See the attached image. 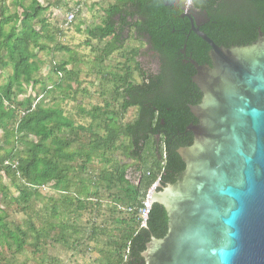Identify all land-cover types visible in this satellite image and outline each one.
<instances>
[{
    "label": "trees",
    "instance_id": "trees-1",
    "mask_svg": "<svg viewBox=\"0 0 264 264\" xmlns=\"http://www.w3.org/2000/svg\"><path fill=\"white\" fill-rule=\"evenodd\" d=\"M42 2L11 0L20 10L11 14L0 1V70H10L0 86V179L6 178L16 193L10 195L0 183V263L3 251L16 255L30 246L39 251L72 237L74 246L79 241L95 245L99 264H144L146 245L164 237L168 218L153 204L143 223L140 210L153 185H158L156 191L173 186L184 171L177 151L192 143L187 128L197 120L189 108L201 99L191 82L195 71L189 60L209 64V47L181 18L184 0H113L101 9L100 24L83 30L84 45L96 43L102 92L100 105L76 110L88 121L76 124L55 103L73 101L80 88L77 74L66 69L75 64L74 55L49 66L48 74L56 79L50 87L43 85L36 95L18 100L39 85V54L49 49L47 42L54 43L55 33L61 34L44 16L51 0ZM189 5L205 20L199 31L216 46H247L256 40L257 30L264 36V0H190ZM73 22L64 21V26ZM131 41L139 47L124 50ZM143 45L157 59L156 73L137 62ZM116 54L122 62L104 72V63ZM131 110L132 120L124 123ZM128 172L136 175L134 183L127 180ZM45 188L58 198L43 197ZM36 202L46 203L48 228L37 231L27 222L11 229L9 206L27 216ZM102 204L108 207V221L73 225L77 221L71 216L99 218Z\"/></svg>",
    "mask_w": 264,
    "mask_h": 264
},
{
    "label": "water",
    "instance_id": "water-1",
    "mask_svg": "<svg viewBox=\"0 0 264 264\" xmlns=\"http://www.w3.org/2000/svg\"><path fill=\"white\" fill-rule=\"evenodd\" d=\"M184 0L190 32L209 47V64L189 60L199 104L193 140L180 148L184 171L175 185L148 195L168 223L163 238H151L144 264H264V36L247 46H216L199 31L202 16ZM137 61L156 73L150 50ZM147 213V215H148ZM146 215V218H147ZM145 218V221H146Z\"/></svg>",
    "mask_w": 264,
    "mask_h": 264
},
{
    "label": "rangeland",
    "instance_id": "rangeland-1",
    "mask_svg": "<svg viewBox=\"0 0 264 264\" xmlns=\"http://www.w3.org/2000/svg\"><path fill=\"white\" fill-rule=\"evenodd\" d=\"M112 2L113 0H63L59 10L56 12L49 11L44 15L48 24H50L51 27L58 28L61 34L55 33V38L52 40L54 43L50 44L47 42L49 49L39 54L41 68L36 78L40 83L34 88L35 91H32L33 93L30 92V89H27L26 92H22L21 96L18 97L20 103L24 102L28 94L34 96L40 92L43 85L50 87L56 81L54 77L48 74L50 72L49 66L52 63L59 64L64 60H68L70 57L72 58L74 55L76 59L75 64L68 65L66 69L73 70L77 74L80 88L78 89L77 95L74 96L73 101L60 102V100H57L55 103L58 104L66 115H70L76 124L86 125L88 123L87 120L80 119L77 116L76 110L81 107L88 111L91 107L100 105L101 99L99 94L102 90L98 87L101 78L96 74L99 68L94 63L96 54L93 50L96 48V43L91 41L89 46L84 45V42L87 41V37L83 30L99 25L102 16L101 9ZM4 4L11 14L14 11L20 12L18 8L12 5L11 0H4ZM25 5H27L26 2ZM68 13L74 14V22L71 26L65 27L64 20ZM76 27L80 28L79 32L76 31ZM54 44H58V47L63 46L68 52L70 51V53L55 50ZM127 44H129V47L125 46L124 50L126 51L139 47L137 43L132 41ZM146 48L147 47L143 45L142 50ZM121 62L122 60L119 58L118 54L114 55L109 61L104 63V72L109 71L111 67ZM141 65L143 69L153 74L146 64L141 63ZM9 74V69L0 70V86L6 83ZM74 88L75 86L72 87V91ZM63 92L65 93V91ZM45 102L49 103V99H46ZM51 104L52 103H49V105ZM133 116L134 111H129L124 117L123 122H130ZM93 166L95 168L96 163ZM127 180L134 183L136 181V175H133L132 172H128ZM0 183L9 189L10 195L16 196L15 190L11 187L10 182L6 178L2 177ZM41 195L46 198H58V195L46 188L42 190ZM45 206V202L34 203L27 216L18 213L17 207L9 206L6 210V222L11 229L14 226L23 227L27 222L33 223L37 231L47 229L46 220L49 217V212L46 210ZM101 209L102 213L99 218H92V216L83 214L79 220H74V216H71L70 220L77 221L73 224L75 227H82L87 221L91 222L93 219H95L96 223L108 221L109 215L107 213V205L102 204ZM34 234L36 235V233ZM96 252L95 245L91 243L87 244L84 241H79V243L74 246L73 238L71 237L70 241L66 244L49 245L39 251H36L31 246L26 248L23 253L16 255H13L11 251H3V260L0 264H99Z\"/></svg>",
    "mask_w": 264,
    "mask_h": 264
},
{
    "label": "built area",
    "instance_id": "built-area-1",
    "mask_svg": "<svg viewBox=\"0 0 264 264\" xmlns=\"http://www.w3.org/2000/svg\"><path fill=\"white\" fill-rule=\"evenodd\" d=\"M73 20H74V14L73 13L66 14L65 20H64L66 25H70L73 22ZM154 186L155 185H153L149 189V191L147 192L146 198L143 202V208L140 210V217H141L143 223L145 222V218H146V215L148 213V195Z\"/></svg>",
    "mask_w": 264,
    "mask_h": 264
},
{
    "label": "crops",
    "instance_id": "crops-1",
    "mask_svg": "<svg viewBox=\"0 0 264 264\" xmlns=\"http://www.w3.org/2000/svg\"><path fill=\"white\" fill-rule=\"evenodd\" d=\"M57 1H58V0H51L52 8H50V10H48L46 13H48L49 11H50V12H56L57 10H59V9H57V8L55 7V5L58 6V5L60 4V6H61L62 3H59V2H57ZM59 1L62 2L63 0H59ZM39 2H40V4H43L42 0H39ZM46 13H45V14H46Z\"/></svg>",
    "mask_w": 264,
    "mask_h": 264
},
{
    "label": "flooded vegetation",
    "instance_id": "flooded-vegetation-1",
    "mask_svg": "<svg viewBox=\"0 0 264 264\" xmlns=\"http://www.w3.org/2000/svg\"><path fill=\"white\" fill-rule=\"evenodd\" d=\"M259 30H257V32H258Z\"/></svg>",
    "mask_w": 264,
    "mask_h": 264
}]
</instances>
